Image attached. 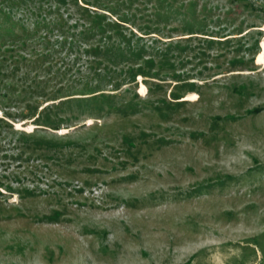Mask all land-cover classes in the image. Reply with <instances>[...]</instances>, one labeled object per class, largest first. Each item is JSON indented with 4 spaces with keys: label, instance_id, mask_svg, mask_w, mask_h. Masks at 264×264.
Returning <instances> with one entry per match:
<instances>
[{
    "label": "rangeland",
    "instance_id": "374dc122",
    "mask_svg": "<svg viewBox=\"0 0 264 264\" xmlns=\"http://www.w3.org/2000/svg\"><path fill=\"white\" fill-rule=\"evenodd\" d=\"M76 2L130 37L104 97L52 91L72 0H0V264H264V0Z\"/></svg>",
    "mask_w": 264,
    "mask_h": 264
},
{
    "label": "trees",
    "instance_id": "16d2710c",
    "mask_svg": "<svg viewBox=\"0 0 264 264\" xmlns=\"http://www.w3.org/2000/svg\"><path fill=\"white\" fill-rule=\"evenodd\" d=\"M65 0H57V2L63 3ZM88 1V0H85ZM91 2L94 0H90ZM100 1V0H99ZM72 2L77 5V10L85 13L86 16H82V15H78L76 16V20L74 21L73 24H71L69 26V24H67V19L63 20L61 19L60 16H57L56 19L53 20V27L55 29H57V32L62 29L63 31H59L58 32V37H61L60 40L58 38H56L55 43L58 44L59 46H65L66 43L68 45H70L71 47H73L75 44H77L78 46L81 43L86 42L88 39H90L91 37H94V35H98V40H95L93 44H90V46L87 48L88 52L90 50H93L94 56H90V59L88 61H90L91 65L88 64L89 66V70L85 71V75H80V79L81 82L83 83L82 87L80 89H75L72 92H66V94H64L65 92L62 91L64 90L65 86L64 84H62L63 79L58 78V81L55 82L54 84V96H71L74 94L77 95H90V96H107L105 95V93L100 92L101 89L100 87V81L106 78L107 73L104 67H107V64L109 65V61L114 60L116 62V53L119 54V56H124V52L127 51V49L131 48V44L128 43L130 37H127V34H121L122 29H120L119 31L117 30V35L120 37L121 41L123 42H118V43H110V38H114L113 34L109 32L108 27H121L118 26L117 24H112L113 22L111 21H106V23L104 25H101V23L98 20H104L107 17L105 15H92L89 12V9L86 7H82L80 6L76 0H72ZM56 10L59 9V7L55 8ZM96 14V13H95ZM9 15V13H8ZM81 19H87L89 20V22L87 21L86 23L83 22ZM62 23V24H61ZM108 26V27H107ZM81 28L77 31V33L75 31L70 32L71 28ZM65 28H67L66 30H68V34L64 33ZM113 28V29H114ZM89 30H92L93 33L89 34ZM132 36V35H131ZM127 37V38H126ZM54 43V44H55ZM118 47L114 45V44ZM90 49V50H89ZM144 49V47H143ZM117 50V52H116ZM101 53H103L102 55H100ZM114 56H113V55ZM104 57H107L104 58ZM125 57V56H124ZM112 59V60H110ZM108 62V63H107ZM114 62V64H115ZM111 63V62H110ZM87 66V67H88ZM102 68L104 69V72L102 70ZM59 70V67L58 69ZM64 74V72H63ZM61 76V75H60ZM91 81H95V84H91ZM62 81V82H61ZM91 85H93V87H91ZM68 89V84L66 86ZM96 88H98L97 90H95ZM99 92L97 94H93ZM56 99V98H55ZM94 100H98V97L94 98ZM62 104H67L66 102H64V100L62 101H58L57 104H55L54 106L51 107V110L55 111V108H59L60 105ZM54 118L48 117V119L45 121L44 125L49 126L54 128L56 125V119H64L61 118L62 116H60V114H58V112H54ZM0 122H3V120L0 118ZM54 126V127H53ZM27 134H23V141H26L28 139ZM6 187L8 189L11 190V187L9 185H6Z\"/></svg>",
    "mask_w": 264,
    "mask_h": 264
}]
</instances>
